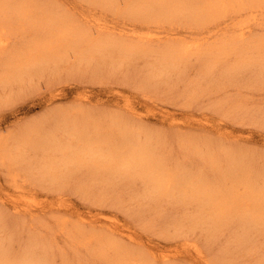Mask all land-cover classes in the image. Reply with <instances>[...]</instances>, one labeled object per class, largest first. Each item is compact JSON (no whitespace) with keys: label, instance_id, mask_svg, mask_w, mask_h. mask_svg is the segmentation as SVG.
Listing matches in <instances>:
<instances>
[{"label":"bare ground","instance_id":"1","mask_svg":"<svg viewBox=\"0 0 264 264\" xmlns=\"http://www.w3.org/2000/svg\"><path fill=\"white\" fill-rule=\"evenodd\" d=\"M86 1L119 17L122 24L170 28L137 31L123 26L115 32L98 17L78 19L52 0H0V84L16 83L24 87L21 92L26 78L49 67L65 78L123 73L121 80L134 77L145 91L174 93L189 57L201 65L198 81L187 89L190 99L201 96L216 70L234 82L254 66L264 79V32L250 35L252 24H264V0ZM226 21L238 32L222 31ZM202 27L206 30L197 32ZM185 28L194 30L192 37H185ZM216 34L219 41L201 46L200 40ZM165 37V44L154 45ZM69 54L75 63L62 66ZM144 57L154 62L136 75L122 69L125 59L132 66ZM35 126L32 136L12 137V151L4 149L8 140L0 137V154L2 149L11 173L21 170L40 185L69 187L119 208L132 206V218L150 222L160 232L197 229L205 245L216 247L219 261L264 264V170L263 180L257 181L254 155L181 133L175 135L178 149L172 150L159 130L135 127L124 116L107 122L84 109L55 113ZM59 224L68 243L55 251L42 233L0 214V264H57L56 257L59 264H153L138 247L95 231L92 224L94 230ZM190 249L196 257L203 253L197 243Z\"/></svg>","mask_w":264,"mask_h":264},{"label":"rangeland","instance_id":"2","mask_svg":"<svg viewBox=\"0 0 264 264\" xmlns=\"http://www.w3.org/2000/svg\"><path fill=\"white\" fill-rule=\"evenodd\" d=\"M52 1L78 19L99 18L100 21L112 26L115 32L123 26L137 31L170 28L166 24L159 26L150 24V27L137 22L122 24L119 17L86 0ZM240 19H243V16L237 18V21ZM88 24L91 25L90 22ZM224 26L222 31L231 32L233 29L236 30L233 33L238 32L235 25L229 21H226ZM185 29V37H192L194 30ZM202 29L206 30L202 27L197 29V32H203ZM250 29L251 36L260 35L264 32V24H252ZM125 32H127L125 35H132L127 30ZM229 32L224 34L227 35ZM166 38L154 45L165 44ZM218 39L216 34L206 42L204 39L199 42L204 46L208 43L213 44L219 41ZM73 56L69 54L62 66L73 65L75 63ZM149 61L154 62L152 57L135 59L130 66L125 59L122 62V69L129 75H136ZM200 68L199 60L189 57L182 83L172 87L174 93L165 89L155 93L145 91L138 82H135L134 77L128 76L126 81L121 80L123 73L93 78H65L63 72L57 74L49 67H43L42 71L31 76L29 81L26 78L25 90L21 92L19 89L24 87L20 88L16 83L7 85L1 83L0 137L8 140L4 149L8 151L14 149L16 144L11 139L19 133L32 136L37 130L35 126L37 122L44 121L55 113L84 109L98 114L107 122L115 120L117 116H124L135 127L139 125L149 131L159 130L164 133L166 143L172 150L178 149L175 135L181 133L199 139L208 138L214 143L219 141L218 145L230 146L238 154L254 155L257 167L252 173L255 174L256 180L261 182L263 180L261 172L264 170L263 75L254 66H250L234 82H228L223 76H219L220 71L216 70L214 75L208 76L207 84L201 82L204 84L201 96L190 99L187 89L198 81ZM28 83L30 85L26 88ZM56 127L57 125L53 126L52 130ZM45 130L46 127L43 131ZM38 135L35 134V137ZM1 154L0 214L4 213L22 221L29 229H36L35 231L42 233L45 238L53 241L55 251L68 243L64 233L60 232L59 222L62 221L67 227L82 224L88 230H94L89 228L92 224L96 227L95 231L110 235L128 246L138 247L149 255L153 264L243 263L240 260L219 261L216 258V247L205 245L197 229L183 227L178 233H172L171 229L169 232H160L152 223L132 218L129 214L132 211L128 209L132 206L119 208L117 205L113 206L114 203L110 200L96 201L90 199L91 196L84 197L69 187L40 185L21 170L11 173ZM158 231L163 235H159ZM224 239L225 236L221 237V241ZM193 243L199 244L203 250L200 257H196L190 249ZM14 247L19 248V245L16 243ZM55 261L57 264L60 263L57 257Z\"/></svg>","mask_w":264,"mask_h":264}]
</instances>
